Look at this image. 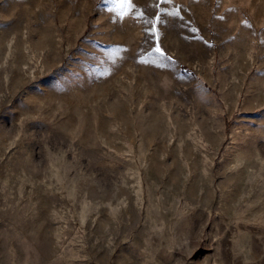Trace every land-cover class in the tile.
<instances>
[{
    "label": "rangeland",
    "instance_id": "rangeland-1",
    "mask_svg": "<svg viewBox=\"0 0 264 264\" xmlns=\"http://www.w3.org/2000/svg\"><path fill=\"white\" fill-rule=\"evenodd\" d=\"M0 264H264V0H0Z\"/></svg>",
    "mask_w": 264,
    "mask_h": 264
},
{
    "label": "snow or ice",
    "instance_id": "snow-or-ice-1",
    "mask_svg": "<svg viewBox=\"0 0 264 264\" xmlns=\"http://www.w3.org/2000/svg\"><path fill=\"white\" fill-rule=\"evenodd\" d=\"M158 52L160 51V49L158 48V49H156Z\"/></svg>",
    "mask_w": 264,
    "mask_h": 264
}]
</instances>
